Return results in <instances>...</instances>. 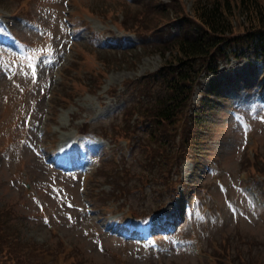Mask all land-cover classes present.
<instances>
[{
	"label": "rangeland",
	"instance_id": "rangeland-1",
	"mask_svg": "<svg viewBox=\"0 0 264 264\" xmlns=\"http://www.w3.org/2000/svg\"><path fill=\"white\" fill-rule=\"evenodd\" d=\"M207 1L0 0V206L18 232L24 264H264V177L253 169L264 164L261 65L246 57L222 64L214 89L210 76L202 78L193 101L209 104L208 151L171 153L166 165L179 174L169 180L172 196L163 194L157 167L142 165L137 139L148 131L119 135L125 113L164 63L152 40L123 24L138 18L159 26L161 2L185 19ZM234 17L236 30L249 24L245 15ZM46 39L34 81L19 41L37 52ZM66 140L75 147L63 161L58 147ZM77 161L89 165L84 174L61 167ZM155 211L145 237L135 234L140 220H125ZM152 235L159 248L150 245ZM0 264H9L1 251Z\"/></svg>",
	"mask_w": 264,
	"mask_h": 264
},
{
	"label": "trees",
	"instance_id": "trees-1",
	"mask_svg": "<svg viewBox=\"0 0 264 264\" xmlns=\"http://www.w3.org/2000/svg\"><path fill=\"white\" fill-rule=\"evenodd\" d=\"M169 3L161 2L157 6L158 14L165 21L159 26H144L138 18H133L132 25L123 24L139 38L152 40V50L163 57L164 63L153 78L147 80L148 90L140 94L150 99L132 104L119 134L135 132L138 124L131 119L134 115L141 119L140 127L148 131V137L142 141V165L151 172L156 166L160 173L157 177L164 179L167 190L170 188L169 180L178 177L173 164L166 165L174 150L182 151V154L186 149L197 151L200 157L208 151L205 147L208 139L204 115L210 110L209 104L202 99L199 105L192 106V97L196 86L200 85L202 74L217 75L220 63L231 57L236 60L248 57L264 67V0H236L234 4L229 0L199 2L192 9V16L185 19L179 17ZM236 14L249 17V24H241L242 28L236 30L232 21ZM179 22L184 24L177 26ZM164 23H167V30L162 32L159 27ZM186 154L193 158V153ZM178 163L176 156L175 165ZM253 169L264 177V164H254ZM6 212V206H0V251L9 264H24L17 251L20 244L18 232L11 226L8 216L7 219L2 218ZM43 248L36 246L35 250L40 254L44 253ZM25 264H30V259Z\"/></svg>",
	"mask_w": 264,
	"mask_h": 264
},
{
	"label": "bare ground",
	"instance_id": "bare-ground-1",
	"mask_svg": "<svg viewBox=\"0 0 264 264\" xmlns=\"http://www.w3.org/2000/svg\"><path fill=\"white\" fill-rule=\"evenodd\" d=\"M67 141V140H66Z\"/></svg>",
	"mask_w": 264,
	"mask_h": 264
}]
</instances>
